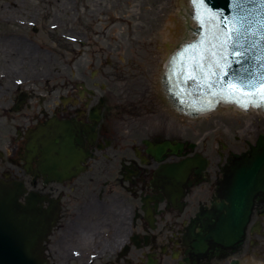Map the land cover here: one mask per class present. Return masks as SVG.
Listing matches in <instances>:
<instances>
[{
  "label": "flooded vegetation",
  "instance_id": "flooded-vegetation-1",
  "mask_svg": "<svg viewBox=\"0 0 264 264\" xmlns=\"http://www.w3.org/2000/svg\"><path fill=\"white\" fill-rule=\"evenodd\" d=\"M2 37L0 181L17 183L21 201L32 199L43 209L50 226L41 250L46 264L264 259V191L240 197L224 179L234 170V154L248 152L264 131L254 140L236 136L237 142H224L205 135L203 142L193 141L161 134L164 114L152 132L138 122L160 115L161 105L168 107L164 112L191 119L173 107L162 78L159 103L151 86L134 91L133 72L122 73L117 61L95 52L70 75L48 76L32 70L28 39ZM164 141L181 143L179 155L167 148L159 160L155 150ZM182 162L188 165L185 177L164 172ZM248 198L243 240L225 241L223 229L237 228L241 219H229V208L245 206Z\"/></svg>",
  "mask_w": 264,
  "mask_h": 264
},
{
  "label": "rangeland",
  "instance_id": "rangeland-1",
  "mask_svg": "<svg viewBox=\"0 0 264 264\" xmlns=\"http://www.w3.org/2000/svg\"><path fill=\"white\" fill-rule=\"evenodd\" d=\"M179 2L0 0V46L5 45L2 35L7 33L25 37L32 70L48 76H68L70 70L87 63L94 52L102 54L105 61H117L122 73L133 72L129 81L134 91L142 86L146 91L151 86L160 103L164 101L159 88L162 67L187 30L184 18L178 16ZM159 107L163 109L161 116L145 115L138 123L157 132L158 120L165 114L166 122L160 130L163 135H185L202 142L204 138L200 137L208 135L224 142H237L236 136L254 140L256 133L264 131V115L255 110L243 112L221 105L220 111L187 120L172 111L164 112L166 106ZM254 261L264 264L262 257H255Z\"/></svg>",
  "mask_w": 264,
  "mask_h": 264
},
{
  "label": "water",
  "instance_id": "water-1",
  "mask_svg": "<svg viewBox=\"0 0 264 264\" xmlns=\"http://www.w3.org/2000/svg\"><path fill=\"white\" fill-rule=\"evenodd\" d=\"M191 1L181 0L178 3L181 11L178 16L184 18L183 26L188 29V33L184 39L187 42L177 47V49L169 55L166 63V75L163 78L165 88L169 93V98L175 105V108L190 115H197L200 112L212 109L217 105L213 102L210 108L204 107L206 101L210 99L206 93L201 94L197 91L196 85L192 81L184 82V67L180 60L173 64V57L177 55L185 46L192 44L199 39L200 29L197 21L193 19L194 13ZM207 6L212 11L222 13L228 28L231 29V18L234 15L233 0H206ZM195 6V11H196ZM186 18V19H185ZM193 19V21H192ZM255 31V26H253ZM197 35V37H196ZM196 37V38H195ZM191 42H188L189 40ZM255 47L251 48L249 55L253 57H261L260 60H254V70L264 62V39H261L259 33L252 38ZM246 47H250L246 44ZM233 49L229 47V52ZM239 51L240 49H236ZM231 58V57H230ZM238 67V66H236ZM164 67H162V72ZM161 80V77H160ZM190 93V94H189ZM214 101V98H211ZM223 105H232L223 103ZM214 111H220V107ZM248 110H243L247 112ZM200 116V115H199ZM197 116L196 118H199ZM250 150L242 154H234V170L229 172L224 178L226 188L233 190L232 192H240V197H244L246 192L264 191V139L259 136L254 145H249ZM181 143H172L164 141L156 148V156L159 160L163 159L162 154L165 149L170 148L171 153H178L177 149H181ZM179 155V154H176ZM186 162H190L189 160ZM187 164L182 162L174 167H165L166 174L176 173V176H186ZM21 186L17 183H4L0 181V264H46L42 259L43 241L49 231V224L45 219V213L40 206L36 205L34 200L21 202L20 198L24 192H21ZM251 198V196H250ZM250 198L245 206L236 207L232 205L228 211L229 219L241 215L240 224L237 228H225L224 240L241 242L244 236L246 219L250 213ZM234 234V235H233ZM233 235V240H232Z\"/></svg>",
  "mask_w": 264,
  "mask_h": 264
},
{
  "label": "snow or ice",
  "instance_id": "snow-or-ice-1",
  "mask_svg": "<svg viewBox=\"0 0 264 264\" xmlns=\"http://www.w3.org/2000/svg\"><path fill=\"white\" fill-rule=\"evenodd\" d=\"M191 2L197 6L194 18L200 29L199 39L173 57V64L177 60L183 63L184 82L192 81L199 93L210 97L206 108L213 102H226L245 111L264 109V62L254 70L253 61L262 58L249 55L256 46L252 38L259 33L264 39V0H233L231 29L222 13L212 11L206 0Z\"/></svg>",
  "mask_w": 264,
  "mask_h": 264
},
{
  "label": "bare ground",
  "instance_id": "bare-ground-1",
  "mask_svg": "<svg viewBox=\"0 0 264 264\" xmlns=\"http://www.w3.org/2000/svg\"><path fill=\"white\" fill-rule=\"evenodd\" d=\"M187 33H188V30H186V33H185V34L187 35ZM186 35H185V37H186ZM184 39H185V38H184ZM184 39H183V41L180 42V45L183 44ZM178 45H179V44H178ZM221 105H223V104L220 103V105H218V106H221ZM224 106H227L228 108H230V109H232V110H235V109L240 110V109H241V108L238 107L237 105H233V104H232V105H224ZM249 110H251V108H249L248 111H249ZM259 110H260V109H259ZM257 111H258V110H257ZM204 115H206V114H204Z\"/></svg>",
  "mask_w": 264,
  "mask_h": 264
}]
</instances>
